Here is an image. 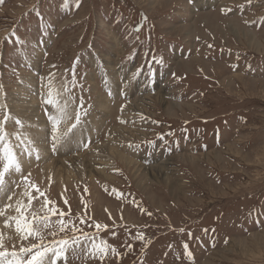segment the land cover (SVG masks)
I'll list each match as a JSON object with an SVG mask.
<instances>
[{
    "label": "rangeland",
    "instance_id": "1",
    "mask_svg": "<svg viewBox=\"0 0 264 264\" xmlns=\"http://www.w3.org/2000/svg\"><path fill=\"white\" fill-rule=\"evenodd\" d=\"M0 127L56 264H264V0H3Z\"/></svg>",
    "mask_w": 264,
    "mask_h": 264
},
{
    "label": "snow or ice",
    "instance_id": "2",
    "mask_svg": "<svg viewBox=\"0 0 264 264\" xmlns=\"http://www.w3.org/2000/svg\"><path fill=\"white\" fill-rule=\"evenodd\" d=\"M3 2V0H0ZM250 2V0H249ZM49 104L55 103L54 100L49 99L47 101ZM65 113L64 110H61L60 117H49L53 121L54 132L59 131V123L62 119H64ZM78 118V117H77ZM17 123H20L17 121ZM6 133L3 131V128L0 127V144H2V148H0V161H2V167H0V194H3L7 197V200L11 201L13 199V195L8 194V188L5 181V175L12 171L20 172L21 166L19 160L17 159L16 153L13 148L6 142ZM57 137L54 136V139ZM27 179V178H25ZM32 188L39 192V189L32 185ZM25 196H27L28 203L34 199L32 195L25 191ZM11 207V204H5L3 208H0V217H4L3 224L5 228L12 227L14 224L15 232L19 235L22 241L28 240L29 237L34 238L35 240L40 241L39 243H32L29 247L21 246L19 248V253L17 251L9 252L4 245V234L0 233V264H46V258H49V254L51 253L52 257L51 264H56V259L60 258L64 251L65 246H67L68 241L66 239H61L58 241L60 247H50L43 243V231L49 228V217L48 216H40L39 218L33 216L32 221H29L27 215L23 211L26 207L21 201H16V213L15 216H6V210ZM64 214L60 213L62 217ZM60 225V231H64L67 225L61 220L58 221ZM42 226V227H41ZM99 227V225H97ZM55 235V233H53ZM227 242V241H226ZM57 243V242H53ZM94 247H96L94 245ZM103 251V249H100ZM113 251H115L113 249ZM28 253V258L25 260L20 258L19 254ZM189 255H191L189 253ZM13 257V259H9V257Z\"/></svg>",
    "mask_w": 264,
    "mask_h": 264
},
{
    "label": "bare ground",
    "instance_id": "3",
    "mask_svg": "<svg viewBox=\"0 0 264 264\" xmlns=\"http://www.w3.org/2000/svg\"><path fill=\"white\" fill-rule=\"evenodd\" d=\"M101 106H102V108H104V107H106L107 105L105 106V103H102ZM62 109L64 110V112H67V106H65V104L63 103V101L60 102L59 105H57V106L55 107V114H57L58 112H61ZM65 120H66V119H65V117H64V119H62V121H61V123H60V126H62L63 129H66V128H64V127L67 126V125H65V123H63V121H65ZM63 125H64V126H63ZM61 133H62V132H61ZM32 142H33V143L31 144L32 147H31L30 145H29L30 147L27 145V146H28V147H27V152H28V155H27V156L24 157V154L21 152V153H22V156H21L22 158H21V159L23 160L22 162H28L27 160H29L30 158H31L32 161H34L33 159H35V158L37 157V154H42V153H40V152H39V153H34V152H33V149H35V148H34V146H35V140H32ZM29 148H30V149H29ZM108 148H109V147H108ZM111 148H112V147H111ZM39 151H41V150H39ZM112 151H113V149H112ZM24 152H25V151H24ZM92 158H93V162H94V160H96V157H95V156H92ZM160 162L162 163V161H160ZM48 163H49V162H48ZM48 163H47V164H48ZM50 164H51V163H50ZM95 164H96V163H95ZM83 165H84V164H83ZM165 165H166V163L164 162L163 164H161V167H164ZM44 167H45L44 169H45L46 173H49V171H50V170H49L50 165H46V166H44ZM161 167H160V168H161ZM158 168H159V167H158ZM67 173H68V172H67ZM67 173H66V175H67ZM163 173H164V172H163ZM59 176H60V177L58 178V180L62 178L61 175H59ZM66 177H67V176H66ZM69 177H70V176H69ZM67 178H68V177H67ZM67 178H66V179H67ZM59 181H60V180H59ZM63 181H64V180H63ZM16 199L19 200V201H21V195H20V196L17 195V198H16ZM16 199H15V200H16ZM21 203H22V202H21ZM1 218H2V217H1ZM3 218H4V217H3ZM8 228H9V227H8ZM5 230H7V228H5L4 225L0 223V231L3 233V231H5ZM10 230H11V232L14 234V232H15L14 224H13L12 227H10ZM7 232H8V231H7ZM15 233H16V232H15Z\"/></svg>",
    "mask_w": 264,
    "mask_h": 264
}]
</instances>
